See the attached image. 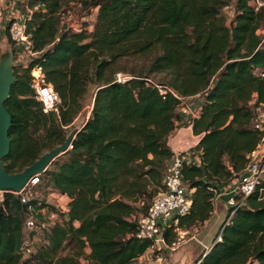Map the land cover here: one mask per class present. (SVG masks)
<instances>
[{"label": "trees", "instance_id": "16d2710c", "mask_svg": "<svg viewBox=\"0 0 264 264\" xmlns=\"http://www.w3.org/2000/svg\"><path fill=\"white\" fill-rule=\"evenodd\" d=\"M19 11L38 55L26 64L15 57L6 171L21 173L61 146L95 90L73 148L23 193L27 203L0 193V264H141L152 242L137 238L139 220L164 191L175 155L169 138L195 97L203 103L191 125L201 140L191 152L200 164L186 161L182 170L192 208L166 241L206 223L217 194L263 144L255 120L264 114V9L252 0H25ZM71 12L94 13L93 25L65 26ZM0 38L16 52L8 31ZM37 66L58 96L57 113L36 99ZM118 74L130 79L119 83ZM261 188L264 181L233 216L228 209L214 239L221 233L222 241L195 264H264ZM53 194L65 206L49 203ZM29 220L38 228L27 229Z\"/></svg>", "mask_w": 264, "mask_h": 264}, {"label": "built area", "instance_id": "2783aa9c", "mask_svg": "<svg viewBox=\"0 0 264 264\" xmlns=\"http://www.w3.org/2000/svg\"><path fill=\"white\" fill-rule=\"evenodd\" d=\"M252 5L256 12L264 9V0H252ZM26 17L18 19L8 17L5 12V0H0V33L8 31L10 38L14 42L15 57L17 62L26 64L35 58L38 53L34 51L32 41L26 27ZM264 25L259 30L262 32ZM264 41V38H263ZM16 62V61H15ZM32 88L36 93V99L43 104L44 112L57 113L58 96L52 85L46 81V75L42 67L37 66L31 70ZM264 77V73L261 74ZM130 79L129 76L118 74L116 81L119 83ZM160 88V87H159ZM161 89V88H160ZM162 91V90H161ZM184 115L193 116L194 110L191 106L185 105ZM257 129L264 130V114L261 113L255 120ZM186 162L185 152L174 155L167 176L164 179V191L154 200L146 214L139 220L137 238L149 240L152 247L142 257H148L149 264H167L168 255L177 253L187 243V232H180L178 239L173 243L166 241V230L178 224L177 218L190 213L192 208L193 191L183 181V165ZM39 175L34 176L21 194L22 202L27 203V198L23 193L32 186L39 183ZM264 181V140L262 146L250 155V163L246 171L227 187L223 188L217 198H224L228 209L232 210L231 216L244 207L246 200L252 196ZM261 199H264V189H260ZM50 221L56 219L55 215L48 218ZM45 227V224L41 225ZM29 230L37 229L36 221L29 220L26 223ZM191 241L204 247L205 251H210L213 245L222 241L221 233L217 236L213 245L206 247L196 237H191Z\"/></svg>", "mask_w": 264, "mask_h": 264}, {"label": "water", "instance_id": "95a60500", "mask_svg": "<svg viewBox=\"0 0 264 264\" xmlns=\"http://www.w3.org/2000/svg\"><path fill=\"white\" fill-rule=\"evenodd\" d=\"M15 68V52L9 42L4 40L0 55V193L13 192L20 197L34 176L44 174L57 158L73 148L74 140L81 129L72 130L61 146L45 153L23 172L9 174L5 169L4 160L11 151L9 131L12 126V117L6 108V103L16 82ZM201 256H204V253L197 249L196 244H192L170 257L167 264H195Z\"/></svg>", "mask_w": 264, "mask_h": 264}, {"label": "crops", "instance_id": "0c3cea01", "mask_svg": "<svg viewBox=\"0 0 264 264\" xmlns=\"http://www.w3.org/2000/svg\"><path fill=\"white\" fill-rule=\"evenodd\" d=\"M23 1H25V0H5V12L8 15V17H10V18L15 17L16 14H17L18 19H20V20L25 17L19 11L20 4ZM202 103H203V99L200 97H195V98L188 100L184 103V105H189L193 108L195 115H194V117L184 115L183 112L185 110V106L180 108V113L183 114L182 115L183 116L182 123L177 126L176 131L170 136L169 143H168L169 147L171 148V150L173 151L174 154L185 152L186 161L187 162H193L197 165L200 164V159L197 156H194L192 154L191 150L199 144L201 137L194 135L191 122L195 117H197L199 115ZM224 203H225L224 198H216L215 208H214V212L212 214V217L206 223H204V224L200 225L198 228H196L192 233L187 232L188 234H190L189 236L196 237L198 240H200L198 238V236H201L202 228H204L207 224H209L212 221V219L215 218L216 216H221V214L225 211V209L226 210L228 209V207ZM191 237L188 239L189 241H187V243L182 248H184L185 246H188V245L195 244L193 241H191ZM201 242L206 247H210L214 243L213 242L211 245H207L204 242V240ZM196 245H197V249H200L202 251V253H205L204 247L200 246L199 244H196ZM177 253L168 255V257L169 256L172 257V256L176 255Z\"/></svg>", "mask_w": 264, "mask_h": 264}, {"label": "rangeland", "instance_id": "374dc122", "mask_svg": "<svg viewBox=\"0 0 264 264\" xmlns=\"http://www.w3.org/2000/svg\"><path fill=\"white\" fill-rule=\"evenodd\" d=\"M73 12V11H72ZM69 14V17L67 19V21L65 22V26H71V27H75V29H79L81 27V24L83 22H88L90 27L93 25V22L95 20V16L94 13L89 15L88 17H84L81 18L73 13ZM225 15L228 19V23L230 24L231 21L233 20V16H234V5H232L229 9L226 10ZM260 36L262 38H264V27L262 29V32H260ZM0 42H1V47L3 48V42L2 39L0 38ZM17 66V63H16ZM94 88L91 87L90 92L86 98V107L84 109V112L82 114V116H80L74 124V127L72 128V130L74 129H81V125L83 124L84 120L87 119L90 116L91 113V109H92V102H93V96H94ZM71 130V131H72ZM40 194L38 192L35 193V196H39ZM49 203H51L54 206L57 207H63L65 206L66 200L62 197H59L55 194L50 195L48 198ZM226 205V203H224ZM227 206V205H226ZM228 215V209L221 214V216H216L215 218L212 219V221L207 224L204 228H202V233L201 236H198V238L207 244V245H211L217 235V233L219 232L222 224L224 223V221L226 220V217ZM191 236H187V240L190 238ZM189 241V240H188ZM195 244H197L196 242H194ZM170 256L167 258V261H169ZM139 263L141 264H149L148 261V257L145 258H141L139 260Z\"/></svg>", "mask_w": 264, "mask_h": 264}]
</instances>
